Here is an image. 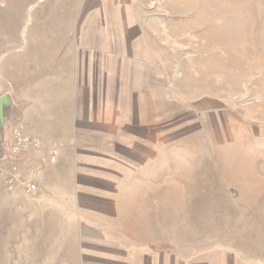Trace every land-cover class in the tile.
I'll list each match as a JSON object with an SVG mask.
<instances>
[{
	"label": "rangeland",
	"instance_id": "374dc122",
	"mask_svg": "<svg viewBox=\"0 0 264 264\" xmlns=\"http://www.w3.org/2000/svg\"><path fill=\"white\" fill-rule=\"evenodd\" d=\"M65 55L81 83L63 78ZM25 85L52 113L77 105L83 128L112 107L108 124L144 138L145 159L114 184L107 237L72 202L97 181L50 159L55 144L22 155L35 195L6 191ZM3 95L0 264H264V0H0ZM41 161L59 165L44 188ZM123 235L150 244L105 242Z\"/></svg>",
	"mask_w": 264,
	"mask_h": 264
},
{
	"label": "crops",
	"instance_id": "0c3cea01",
	"mask_svg": "<svg viewBox=\"0 0 264 264\" xmlns=\"http://www.w3.org/2000/svg\"><path fill=\"white\" fill-rule=\"evenodd\" d=\"M63 60L64 61L61 63V66L63 69V78H66L67 84L74 85L75 83H81L82 76H73L75 65L74 62L71 61L72 56L65 55ZM91 77L92 75L90 73L88 75L86 74L83 82L90 83ZM27 86L29 85H25L24 88H22V92L16 93L15 96L13 95V99L16 102L19 100H25V104L22 112V118H20L13 131L12 139H14L15 132L19 130L29 137L36 139L38 144H41V147H47L49 144H55L59 149V153L57 152L55 157L57 162L59 159H72V163L74 164V167H72V175H74V178H76V175H80L82 178H86V181H97L92 187L90 186L93 182H89V188L81 189V191H79V195L75 186L73 188L72 202L75 206L79 207V203H83L89 207L86 208V210H94V212H92L89 216L81 213L78 220H86L84 227H86L89 232H92L97 236L107 237L108 235L104 233V227L109 228V223L103 222V220L107 221L114 218V215L110 217L109 214L105 213L106 208L111 209V205L113 204L112 197L115 190L118 188V186L114 187V184L116 181L125 179L122 178L121 174L127 165L133 164V168L136 169L137 164L135 163L139 161L138 159H145L144 155H142L137 148L138 139L143 140L144 138L133 132H129L130 124H124V126L120 125L122 126L121 129L108 124L105 121V118L112 114V107L105 108L101 111L102 113L100 114V117H97L94 120L96 122L94 127L83 128L77 125V119H75V116L78 115L77 105L68 107L67 105L62 104L61 109L57 111V113H52L48 109H44L43 103L36 101L34 95L31 96V90L30 88H27ZM73 90L74 91L71 90L68 93L70 97H63L64 101L72 100V98L76 96L75 91L77 90L75 88H73ZM119 111L125 112L123 108ZM94 114L96 116L97 112H94ZM133 127L139 126L136 124ZM86 131H89L90 133ZM85 133H88V145L81 143V137H86V135H84ZM32 154H34L32 157L35 159H49L46 151H43L40 156L36 150L33 151ZM10 155L11 164H15L20 171V169L25 166V162L22 161L24 157H22L23 154ZM154 158L155 156H153L152 159ZM47 165L48 164L41 161V163H39L37 168L34 170V178L38 181L42 188L45 187L49 171H51L52 174L59 166L55 165L54 167L49 168ZM141 167L142 164L140 165V168ZM114 170L121 173L116 174L114 173ZM133 173L134 172H131V175ZM113 175L120 176L114 177ZM5 189L8 192L19 191L17 185L14 186L13 190L9 191L6 187V182ZM36 191L37 189L30 194H25L23 191L21 192L26 196H33L36 194ZM80 209L82 208L80 207ZM82 215H86L88 219ZM119 237L121 240L117 238V240L114 241L112 238H108L105 242L111 244L120 243L127 246L133 245L135 246V249L142 248L143 245L150 244L146 241H139L135 237L129 238L127 236L126 239L125 235H123V237Z\"/></svg>",
	"mask_w": 264,
	"mask_h": 264
},
{
	"label": "built area",
	"instance_id": "2783aa9c",
	"mask_svg": "<svg viewBox=\"0 0 264 264\" xmlns=\"http://www.w3.org/2000/svg\"><path fill=\"white\" fill-rule=\"evenodd\" d=\"M38 141L34 138L29 137L22 131H16L14 135V141L10 148L12 155H19L25 152L31 151L38 148ZM57 149H52L50 153V159H55ZM31 177V176H30ZM30 177H24L18 170L15 164H12L9 169V174L5 179L6 187L9 191L14 189L17 185L25 194L33 193L36 190V184L32 182Z\"/></svg>",
	"mask_w": 264,
	"mask_h": 264
},
{
	"label": "water",
	"instance_id": "95a60500",
	"mask_svg": "<svg viewBox=\"0 0 264 264\" xmlns=\"http://www.w3.org/2000/svg\"><path fill=\"white\" fill-rule=\"evenodd\" d=\"M8 104V97L6 95H3L0 97V119L2 118V107L3 105H7ZM9 153L11 154L10 150Z\"/></svg>",
	"mask_w": 264,
	"mask_h": 264
}]
</instances>
